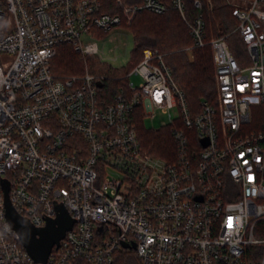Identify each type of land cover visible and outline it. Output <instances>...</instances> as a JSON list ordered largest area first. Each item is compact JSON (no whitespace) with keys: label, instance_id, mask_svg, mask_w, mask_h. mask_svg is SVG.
<instances>
[{"label":"built area","instance_id":"2783aa9c","mask_svg":"<svg viewBox=\"0 0 264 264\" xmlns=\"http://www.w3.org/2000/svg\"><path fill=\"white\" fill-rule=\"evenodd\" d=\"M187 1L118 0L119 15L102 0H0V264H36L7 221L4 178L35 227L56 218L55 203L75 220L47 264H117L123 249L142 264H264V130H250L252 109L264 105V0H228L231 22L215 37L202 0L194 16ZM171 9L191 49L212 50L215 100L196 112L158 50L127 75L141 84L128 81L111 102L100 94L104 76L52 72L61 45L93 56L95 31ZM138 107L167 116V156L143 148L131 120Z\"/></svg>","mask_w":264,"mask_h":264},{"label":"trees","instance_id":"16d2710c","mask_svg":"<svg viewBox=\"0 0 264 264\" xmlns=\"http://www.w3.org/2000/svg\"><path fill=\"white\" fill-rule=\"evenodd\" d=\"M143 0H121L124 5H140ZM206 21L220 22L226 25L231 22L230 9L225 0H213L215 9H206ZM194 0H188L190 16L195 15ZM103 12L123 15L118 0H102ZM225 27V26H224ZM134 38L135 49L132 53V64L121 69L101 67L93 57H83L75 52L71 45L64 44L58 48L52 60V72L58 77L81 73L85 65L90 72L105 77L100 94L111 102L114 96L123 88L128 87L127 75L133 66L143 59L146 49L158 50L165 56V62L170 67L175 82L185 93L188 105L192 111H197L203 100L214 102L216 96L215 68L211 48L191 49L193 41L189 30L181 15L171 9L164 15H157L148 11L138 12L128 28ZM134 123L143 148L150 154L165 157L174 150L171 134L168 129L150 130L144 124V114L140 107L132 113ZM261 127L256 131L264 130V114L261 118ZM117 264H142L135 250H121L117 254Z\"/></svg>","mask_w":264,"mask_h":264},{"label":"rangeland","instance_id":"374dc122","mask_svg":"<svg viewBox=\"0 0 264 264\" xmlns=\"http://www.w3.org/2000/svg\"><path fill=\"white\" fill-rule=\"evenodd\" d=\"M207 1L208 0H206V2ZM225 2L229 8L228 0H225ZM206 9L209 11H213L215 9L213 0H211L210 5H208L207 3ZM207 23L211 36L215 37L217 35H220L221 33H224L225 27L220 22L216 21L212 24V22L209 21ZM129 26L130 24H127V22L124 21L121 27L113 30L111 33H102L95 31L93 33L94 38H86L87 42L97 43L99 48V53L90 57H93L95 60H97L101 67L108 66L112 69H121L132 64V53L135 49V44L133 35L128 29ZM91 66L92 64L90 66L85 65V69L81 73L73 75H82L87 71L90 72ZM128 81L138 87L142 82V78L138 75H131L128 77ZM263 114L264 105L254 107L252 109L253 122L250 130L256 131L257 128L261 127V118L263 117ZM167 120V116L160 113L157 114V116L154 118L144 115V124L146 128L150 130H164V128L162 127V123Z\"/></svg>","mask_w":264,"mask_h":264},{"label":"water","instance_id":"95a60500","mask_svg":"<svg viewBox=\"0 0 264 264\" xmlns=\"http://www.w3.org/2000/svg\"><path fill=\"white\" fill-rule=\"evenodd\" d=\"M102 87V84H99ZM208 145V141H203ZM6 218L11 228L16 231L21 239L23 247L36 264H47L54 247H59L66 233L73 229L75 220L70 216L63 203H55L57 216L54 219H47L46 225L42 228L35 227L28 218L19 214L10 199L11 184L7 179H2ZM126 249L136 246H129L124 243Z\"/></svg>","mask_w":264,"mask_h":264}]
</instances>
